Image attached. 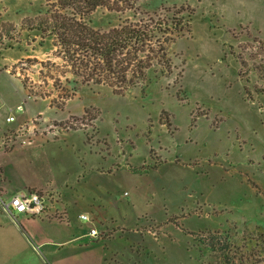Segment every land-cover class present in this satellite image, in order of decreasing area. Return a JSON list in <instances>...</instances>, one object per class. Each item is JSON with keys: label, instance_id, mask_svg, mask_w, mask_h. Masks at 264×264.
Returning a JSON list of instances; mask_svg holds the SVG:
<instances>
[{"label": "rangeland", "instance_id": "374dc122", "mask_svg": "<svg viewBox=\"0 0 264 264\" xmlns=\"http://www.w3.org/2000/svg\"><path fill=\"white\" fill-rule=\"evenodd\" d=\"M182 4L195 12L191 34L170 47L173 72L151 73L149 82L118 94L70 73L53 87L33 60L62 64L60 49L52 37L21 28L25 17L46 11L45 0H0V139L11 128L9 107L22 104L13 127L37 119L36 144L55 142L8 158L23 180L76 184L73 198L101 197L111 210L109 198L122 201L126 219L142 216L138 228L154 241L179 239L174 264H243L202 243L201 234L220 230L229 241L246 226L264 232V94L256 91L264 88L256 68L264 70L256 40L264 41V0H138L136 10L98 7L84 20L107 30ZM3 23L13 24V38L3 35ZM25 78L51 95H29ZM65 93L71 97L63 108L50 105ZM89 168L96 185L78 177ZM65 190L53 189L49 198L66 202Z\"/></svg>", "mask_w": 264, "mask_h": 264}, {"label": "trees", "instance_id": "16d2710c", "mask_svg": "<svg viewBox=\"0 0 264 264\" xmlns=\"http://www.w3.org/2000/svg\"><path fill=\"white\" fill-rule=\"evenodd\" d=\"M138 0H45L44 13L30 15L23 19L21 28L36 31L42 38L52 37L60 49L62 64L52 60H33L41 65L40 76L53 81L56 89L60 77L72 74L83 83L104 84L118 94H124L133 87L149 82L151 73L168 76L175 67L170 47L179 38L192 32L195 8L191 4L164 6L159 11L145 12L137 19H125L117 26L100 30L88 24L84 17L98 7L115 11L137 9ZM12 23H3V35L11 34ZM258 50L264 52V41L256 39ZM244 66L243 60H240ZM261 64L256 67L264 78ZM22 85L29 95L48 97L49 92L33 90L28 80ZM248 99L247 88H245ZM257 93L264 94V88L256 87ZM63 100L52 98L50 105L65 106L70 94H59ZM86 112L88 110L86 109ZM68 123V122H67ZM202 243L215 252H232L233 259L243 264H264V232L259 227H244L237 238H231L220 230L202 232Z\"/></svg>", "mask_w": 264, "mask_h": 264}, {"label": "crops", "instance_id": "0c3cea01", "mask_svg": "<svg viewBox=\"0 0 264 264\" xmlns=\"http://www.w3.org/2000/svg\"><path fill=\"white\" fill-rule=\"evenodd\" d=\"M21 118L6 126H16ZM50 143L55 142L0 148V177L8 192L41 191L49 195L53 189L68 191L66 202L50 199L48 213L41 218L21 216L16 223L0 211V264H174L175 258H180L178 238L154 241L150 231L138 228L142 216L126 219V208H120L122 201L116 203L114 197L108 199L116 207L111 210L101 197L86 202L73 198L76 184L45 181L36 185L34 180H23L8 158L19 149L31 153ZM91 169L78 176L84 185L99 183ZM81 213L92 216L98 229L108 227L109 235L90 239V223L79 217Z\"/></svg>", "mask_w": 264, "mask_h": 264}, {"label": "built area", "instance_id": "2783aa9c", "mask_svg": "<svg viewBox=\"0 0 264 264\" xmlns=\"http://www.w3.org/2000/svg\"><path fill=\"white\" fill-rule=\"evenodd\" d=\"M24 112L22 104H17L10 108L5 121L13 123L20 118ZM40 123L37 119L30 121H23L17 127H11L1 132L0 148L13 149L15 147H32L37 145L38 130ZM52 125H48L45 129L50 133ZM64 129L61 128V131ZM41 130L39 135L43 134ZM60 132V131H58ZM3 178L0 177V211L11 218L14 222L19 223V218L25 216L27 218H41L48 213V206L50 205V196L41 191H27V192H8L2 184ZM79 217L90 223L88 235L90 239L101 238L109 235L110 229L104 227L103 230L94 226V218L88 214L81 213Z\"/></svg>", "mask_w": 264, "mask_h": 264}]
</instances>
